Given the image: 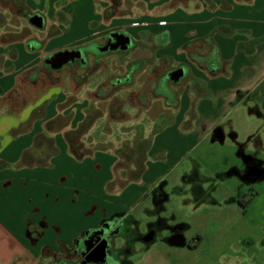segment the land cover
I'll list each match as a JSON object with an SVG mask.
<instances>
[{
	"label": "rangeland",
	"instance_id": "1",
	"mask_svg": "<svg viewBox=\"0 0 264 264\" xmlns=\"http://www.w3.org/2000/svg\"><path fill=\"white\" fill-rule=\"evenodd\" d=\"M256 1L91 0V3H85L86 0H78L63 7L64 12H59L61 7L58 8L56 4L52 7L48 0H10L13 3L12 7L9 4L0 5V13L6 19V24L0 27V43L4 44L21 38L24 36L23 29L25 34L31 31L43 38L42 35L44 36L46 31H39L34 26H30L27 18L23 16L39 14L45 19V28L50 29L52 22L56 23L59 18L65 21L81 5H83L82 9L78 12L81 17L89 9L90 19L87 27L92 39L96 40L101 35L112 31H124L138 39L136 36L138 29L157 33L164 28L172 27L174 23H179L181 25L172 27L173 39L177 43L182 33L187 32L188 29L194 31L186 33L185 37L197 34L196 31H200L199 27L213 15L222 18L248 19L255 25L264 23V8L257 7L258 11H254L255 7H249L247 10L241 7L237 11H229L235 6L253 5ZM263 25L258 24L257 28ZM59 28L62 33L56 37L69 31L62 25H59ZM71 39L72 36L65 35L58 41ZM176 47L158 51L156 56L172 53L174 66L184 64L190 67L194 74H199L185 55L176 51ZM228 47L231 51V45ZM150 57V52L137 49L128 53L124 61ZM121 60L120 57L109 56L106 61L107 71L99 70V73L89 79L90 85L85 82L86 86L77 88L67 81L65 76L58 81L65 93L66 104L78 100L83 107L91 106L102 113V117L95 121L82 140L87 146L106 145L108 152L102 154L104 163L118 159L128 162L130 159L127 158V153L130 152L135 139L138 142L137 127L142 128L143 138L149 137L155 122L161 126L170 117L160 118L157 122L160 114L175 112L172 108L166 109L161 100L151 99L148 101L151 104L150 109L143 111L141 117L137 118L135 115L137 101L125 99L127 93L125 91L117 96L118 100L111 103V109L115 114L120 111L124 113L123 119L117 120L119 122L109 119L108 102L96 101L87 89L89 87L94 89L102 81L105 72L122 74L124 61ZM247 64L262 68L264 46H261L255 55L236 57L235 73L233 78L226 82L227 86L237 88L250 86V82H247L241 71V67ZM149 71L150 67L137 75L136 83L129 90L140 89ZM77 79L81 81L83 78L78 76ZM85 79L86 77L82 81L84 82ZM49 85L50 83L47 84ZM123 98V102H120L119 100ZM255 106H258L255 101H244L240 105H233L225 111H220L219 127L224 135L221 143L212 142V134L202 133L200 129L187 133L180 130L183 133L180 137L177 134L174 138L169 137L167 144L174 149L168 150L162 148L167 146L163 140L166 139L168 132L162 138H157V141L154 140L155 136L166 127L153 136L147 165L154 162H163L164 165L158 163L150 168L145 178L149 183L145 192L147 196L140 200L134 213L126 216L120 233L115 235L117 244L121 246V251L117 253L120 264H264V176L250 179L245 174L246 161H259L260 168L264 170V116L249 111ZM189 128L188 123L184 125V128L182 127L183 130ZM235 134L236 137H233L232 135ZM117 149L120 150L116 153ZM168 153L177 155L181 162L176 166L167 164ZM63 157L61 154L56 159L53 169H40L32 175L29 186L34 187V190L38 188V194L35 193V197L31 195L32 206L36 205L38 200L42 201L44 196L41 190L53 180L56 179L59 183L56 187L58 193L65 194L69 186L80 183V173L92 171V163L89 159L86 163L84 162L85 165L74 161L73 164H69V161ZM234 168L239 171L236 172ZM118 175L125 178L127 174L120 171ZM60 177H66L67 180L61 182L58 180ZM160 183L166 197L160 217L170 226L178 224L185 226L182 227V233L187 246L171 247L161 241V238L165 236V229H163L164 233L160 232L157 235L155 241L144 242V237L156 221L155 215H152L154 203L151 190ZM119 184L121 182H117V185ZM250 199H252L251 202H249ZM66 203V200H61L56 207L45 205V208L50 209L51 214L58 217L59 212H68L64 209ZM243 204L247 207L244 208ZM55 222L59 223V221ZM49 230L55 233L54 230ZM48 235H50L49 232ZM56 248L58 250V245ZM51 253L50 249H45L29 262L30 264H48ZM13 264H27L25 256H19Z\"/></svg>",
	"mask_w": 264,
	"mask_h": 264
},
{
	"label": "crops",
	"instance_id": "2",
	"mask_svg": "<svg viewBox=\"0 0 264 264\" xmlns=\"http://www.w3.org/2000/svg\"><path fill=\"white\" fill-rule=\"evenodd\" d=\"M1 1L3 0H0V3ZM57 1L48 0L52 7ZM72 1L78 0H69L65 6ZM89 2L91 3V0H86L85 3ZM65 6L60 8V12H64ZM82 6L70 16L69 31L49 39L42 50H28L25 41L0 43V264H13L19 256H25V262L30 264L32 259L45 249L57 253L58 244L72 249L84 232L99 227L105 221L109 220L114 226V222H120L127 215L134 213L140 200L147 196L145 192L149 183L145 178L150 168L158 163L164 165L163 162L148 164L141 181L130 183L123 188L116 186L108 190L107 184L113 179L112 166L115 160L104 163L102 154L106 151H96L80 162L69 154L64 133L78 126L87 107H83L78 100L66 104L62 86L54 82L49 86L44 85L42 72L45 70V59L54 53L94 40L90 37L87 27L90 19L89 9L82 17L78 14ZM241 7H245L246 10L255 7L254 11H258L257 7L264 8V0H257L249 6H235L229 11H237ZM258 24L255 25L248 19L213 15L199 27L200 31L195 30L197 34L185 37L186 33L194 31L188 29L182 33L177 43L173 39L172 27L181 25L179 23H174L172 27L164 28L157 33L147 29L137 30L149 31L162 37L161 33L168 30L170 44L160 51L177 46L176 51L183 53L189 63L199 71V74H194L187 66L190 76L184 81L185 88L179 95V105L174 113L173 123L154 138L157 141V138H162L166 132L169 133L163 140L167 146L162 148L172 149L167 144L169 137L174 138L176 134L180 137L183 134L180 130L187 133L200 129L202 133L212 134L213 130L219 127L220 111L244 102L237 97L239 93L243 94V98L250 96V101L257 102L259 112L264 115V65L262 68L253 64L241 67L242 74L247 82H250V86L237 88L226 85L234 76L236 57L255 55L261 46H264V43H260L251 53L247 52L252 49L249 44L253 40L264 36V25L257 28ZM65 35L72 36V39L59 42L58 40ZM198 42L204 46L201 49H194V44ZM228 45H231V51ZM171 54L165 53L160 56L169 55L172 58ZM194 78L204 80L207 89L215 98L200 99L195 108L196 117L188 121L193 97L190 85ZM94 89L89 87L87 90ZM159 100L163 102V99ZM150 107L151 104L149 109ZM213 118L215 120H212ZM187 123L190 124V128L183 130L182 127L184 128ZM49 125L50 129L47 128ZM232 136L236 137V134ZM37 137H41L42 142L33 148ZM47 147L57 149V153L49 160L50 166H28L29 163H36L44 158ZM25 151H29L26 161ZM61 154L69 164H73L74 161L85 165L89 159L92 171L80 173V183L69 186L65 194L58 193L56 187L59 183L56 179L53 180L41 190L44 196L42 201L38 200L36 205L32 206L31 195L35 197V193L38 194V188L34 190V187L29 186L32 175L40 169H53L56 159ZM166 156L167 164L176 166L181 162L174 153L171 155L168 153ZM58 180L63 182L67 178L60 177ZM61 200L67 201L64 208L68 210L67 213L59 212V216L56 217L51 214L50 209L45 208V205L56 207ZM115 215H119V218L111 220L110 218Z\"/></svg>",
	"mask_w": 264,
	"mask_h": 264
},
{
	"label": "trees",
	"instance_id": "3",
	"mask_svg": "<svg viewBox=\"0 0 264 264\" xmlns=\"http://www.w3.org/2000/svg\"><path fill=\"white\" fill-rule=\"evenodd\" d=\"M69 0H58L56 2V6L58 8L65 6ZM1 5L7 6H13V3L9 0H3L0 3ZM60 12V11H59ZM36 16V14H28L26 16H23V18H27V22L30 26H34L39 31H46L44 33L43 38L38 39V37L35 35V33H32L31 31H28L25 34V29H23L24 36H21V38L15 40V41H25V46L28 50L31 51H39L42 50L45 43L58 35L62 33V31L59 28V25H62L65 30H68L70 28V17L67 18L65 21L59 20L54 23L52 22L50 24V29L45 28V19L41 15L38 14L39 17L43 19L42 23L40 25H35L32 21L33 17ZM5 17L0 13V27L5 23ZM13 25V23H10ZM53 28V29H52ZM52 29V30H51ZM167 40L166 45L170 44V33L169 31H163L161 33ZM18 38V37H17ZM260 43H264V36L256 38L252 41L251 44H249V47H252L250 51H247L248 53H251L254 49V47ZM171 58V57H170ZM147 60L144 58H138V59H132L129 60L126 63L124 72L122 74H106L105 78L102 79V81L96 86V88L92 91H88L92 93V96L94 99L98 102L101 101H107L108 102V110L107 115L109 119H111L114 122H119L122 120L124 113L120 111V113L115 114L113 110L111 109V103L114 100H118L117 96L121 92H127L125 95V99L129 100H136L137 105L135 107L137 115L136 117H141V114L143 111L147 110L150 106V103L148 102L151 99H162V95H166L167 99L163 100V104L166 108H172L174 111L177 110L179 105V95L184 90V82L182 78H172L171 76L168 77L167 73L165 74H157L155 76V79L147 77L145 81L143 82L140 89L134 91L129 90L134 84L136 83V76L142 72V70L145 68ZM82 80L79 81L78 85L80 86H86L87 83H81ZM190 90L192 91V99H191V108H190V114H194L196 117V105L197 102L200 99L203 98H215L214 95L211 94V92L207 89L206 83L204 80L200 78H194L192 81V84L190 85ZM1 94V89H0ZM242 93L238 94V98L241 97ZM218 96V95H216ZM237 98V99H238ZM124 98L119 100L120 102H123ZM90 107H87L84 117L82 121L78 124V126L74 130H69L64 133L66 142L68 144V152L69 154L77 161H81L86 157L91 156L96 151H107L106 145H98L95 146H87L85 142L82 140V138L89 132L93 124L96 120L100 119L102 117V113L97 110ZM250 112L257 113L259 115H263L259 112L258 106H255L253 108L249 109ZM174 113L172 114H160L157 118V122L160 118L164 119L167 118L168 120L165 121V124H162L161 126L154 123V126L152 127L151 134L149 137L143 138L142 136V128L137 127L136 129V135L138 142H133L130 152L127 153V158L130 159L128 162H125V160L120 161L115 160L112 166V172H113V179L108 182L107 188L108 190L112 189L113 187L118 186L119 188L125 187L129 183H136L141 180L142 175L147 169V163H148V154L150 152L151 146H152V138L155 134L160 132L162 128H165L173 123L174 120ZM264 116V115H263ZM119 120V121H117ZM52 122V121H51ZM50 129V125L47 127ZM42 142L41 137H37L34 142V147H38V145ZM90 142V141H89ZM125 142V146H126ZM121 148V147H120ZM117 149L115 152L117 153ZM29 151H25V161H26V155ZM57 153V149L55 147L48 148L46 151V156L42 158L40 161L36 163H29L28 166H37V167H48L50 166L49 160ZM143 154V155H142ZM142 155V157H141ZM133 157V159L131 158ZM25 165H27L25 163ZM120 171L126 172V177L122 178L118 175ZM132 174V175H130ZM121 180V181H120ZM117 182H121V184L117 185ZM112 186V187H111ZM252 199H250L249 202H251ZM244 208L247 207V205H244ZM116 216V217H115ZM114 217H111V220H117L119 218V215H115ZM108 221H105L102 223L99 227H96L94 229H90L83 233V235L78 238L75 242V245L72 249L67 248L63 244H58L59 251L57 253H51L50 255V262L48 264H78L80 258L82 255L86 253V250H88V242L89 238L94 234H102L103 231H101L105 223H108ZM111 226H109L110 228ZM155 227V223H153V226H151L149 232L146 234V242L153 241V237L150 236V231ZM108 228V229H109ZM156 228V227H155ZM105 229V232L106 230ZM51 251V250H50ZM121 251V250H120ZM87 258L84 257V262Z\"/></svg>",
	"mask_w": 264,
	"mask_h": 264
},
{
	"label": "flooded vegetation",
	"instance_id": "4",
	"mask_svg": "<svg viewBox=\"0 0 264 264\" xmlns=\"http://www.w3.org/2000/svg\"><path fill=\"white\" fill-rule=\"evenodd\" d=\"M124 36H129L131 38V41L129 43L120 44V42L124 39ZM136 36L138 37V39L134 38L132 35L124 31H112L110 33L103 34L96 40L94 39L85 44L75 46L70 49H65L72 50L76 53L75 56L67 61L56 59L54 53L50 58L45 59V70L42 72L44 78L43 84L47 85L48 83L52 84L53 82L58 83V81H61L63 76H65L64 78L68 79L67 81H70V83H73L74 86L79 88L80 85H78V76L79 78L83 79L86 77L84 82L81 83H89V79L96 73H99V70L107 71L106 61L109 56L113 55L115 57H120V59L124 61L126 60L125 57L128 53H131L137 49H142L144 51L150 52L151 57L149 59L145 58L147 60L145 68L150 67V71L147 77L150 76V78L155 79V76H157V74L160 75L165 73H167L168 77H172V73L174 71L185 68L184 75L180 78L183 79V82L188 80L190 76V70L186 66H184V64L174 66L173 59L170 58L169 55H163L160 57L156 56L157 52L160 51V49L167 48V41L164 36H156L154 34H151L149 31L142 30L137 31ZM203 46L204 45L198 42L194 44L193 48L201 49ZM128 61H124L122 65L124 69ZM106 74L108 73L105 72V74L102 76V79L105 78ZM242 96L243 94L241 95V97H239V100H251L250 96H245V98H243ZM162 97V99L164 100L167 96L162 95ZM193 118H195L194 114H189L187 120L191 121V119ZM259 164L260 162L256 160L246 161L245 174L248 176V178L256 179L258 177L264 176V170L260 168ZM234 169L236 170V172L239 171L237 168ZM161 187V183L156 184L151 190L154 203L152 215H155L156 217V221L154 222L156 228L154 227L153 229H151L149 237H153V241H155L157 235H159L160 232H165V236L161 238V241L166 242V244L170 245L171 247L187 246L182 233V227L185 226H183L182 224L170 226L163 218L160 217V213L163 210L162 204L166 200L165 194L163 190H161ZM125 219L126 217L123 218L120 222H114V226H112V222L109 221L102 227V234H93L89 238L90 240L88 242V250H86V253L82 255L78 264H120L117 253L121 250V246L117 244L115 235H118L120 233L121 225L125 221ZM109 226L111 227L109 228ZM105 229L108 230H106L105 232ZM163 229H165V231ZM104 239H106V242H104ZM145 240L146 237H144V242H146ZM182 243L184 245L179 246V244ZM84 257L87 258L85 260L87 262H84Z\"/></svg>",
	"mask_w": 264,
	"mask_h": 264
},
{
	"label": "water",
	"instance_id": "5",
	"mask_svg": "<svg viewBox=\"0 0 264 264\" xmlns=\"http://www.w3.org/2000/svg\"><path fill=\"white\" fill-rule=\"evenodd\" d=\"M33 23L35 25H40L43 21V19L41 17H39L38 15L34 16L32 19ZM131 41V38L129 36H124V39L120 42V44H124V43H129ZM75 52L72 50H64V51H59L57 53H55L56 59L59 60H64L67 61L69 59H71L73 56H75ZM185 72V68H181L178 69L176 71H174L172 73V77L173 78H180L181 76L184 75ZM224 140V135L222 132V129L220 127H217L216 129L213 130L212 132V142L213 141H218V142H223ZM104 242H106V239H104ZM184 244H179V246H183ZM103 260V257H102Z\"/></svg>",
	"mask_w": 264,
	"mask_h": 264
}]
</instances>
